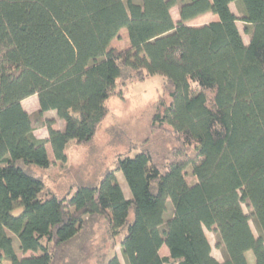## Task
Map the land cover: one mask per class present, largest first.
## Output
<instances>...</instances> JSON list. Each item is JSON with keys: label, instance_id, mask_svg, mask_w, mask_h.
Here are the masks:
<instances>
[{"label": "trees", "instance_id": "16d2710c", "mask_svg": "<svg viewBox=\"0 0 264 264\" xmlns=\"http://www.w3.org/2000/svg\"><path fill=\"white\" fill-rule=\"evenodd\" d=\"M206 13L217 19L189 24ZM121 30L130 47L118 51L110 42ZM153 75L168 102L150 126L172 147L134 146L98 184L43 194L32 169L50 166L46 144L65 163L70 141L93 139L118 80ZM98 218L111 240L106 264H249V251L264 264V0H0V262L64 264L73 244L86 259Z\"/></svg>", "mask_w": 264, "mask_h": 264}, {"label": "rangeland", "instance_id": "374dc122", "mask_svg": "<svg viewBox=\"0 0 264 264\" xmlns=\"http://www.w3.org/2000/svg\"><path fill=\"white\" fill-rule=\"evenodd\" d=\"M231 10L239 16L237 5L232 3ZM173 20L178 19V6L175 5L170 10ZM217 16L212 13H206L189 22L193 26H201L210 21L216 20ZM237 26L242 34L245 43L249 40V35L244 30V24L238 20ZM110 46L118 51L130 47L127 33L124 30L119 32V37L110 42ZM189 95L194 96L200 88L197 82L189 79ZM162 100L168 102L167 91L164 87V80L158 76H145L142 79L135 77H124L118 80L114 93L107 100L108 113L100 123L93 139L86 144H76L70 141L65 148L67 160L60 164L54 160L50 145L46 144L50 166L44 170L36 167L32 173L39 176L44 184L43 194H55L58 197H67L70 192L79 185H96L101 176L108 170L114 168V161L117 156L134 155L142 147H152V150L158 154L166 153L172 143L168 136H165L160 130H154L150 122L155 113L158 102ZM24 105L31 113H36L38 101L36 96H30L25 99ZM46 117H54L56 128L62 126V121L55 117L53 111L43 114ZM61 124V125H60ZM64 124V123H63ZM38 138H46L47 131L39 128L34 132ZM34 167V166H33ZM38 168V169H37ZM118 182L125 194L130 197L129 189L120 172L116 173ZM191 181L190 176L187 177ZM171 203V202H170ZM172 207V204H170ZM244 211L247 212L245 206ZM130 217L132 218V211ZM253 231H255L252 221L250 222ZM206 236L212 245V254L221 260V253L215 247L216 235L205 230ZM93 252L90 257L81 259L76 251L77 244H73V258H67L64 264H106V261L112 256L110 243L111 240L106 232V222L98 218L91 230ZM122 238V235L119 236ZM15 238V245H17ZM19 256H28L31 252H21L15 246ZM115 251L120 257L118 247ZM249 264H254L253 254L248 252ZM121 259V257H120ZM0 264H10L9 260L3 259Z\"/></svg>", "mask_w": 264, "mask_h": 264}, {"label": "crops", "instance_id": "0c3cea01", "mask_svg": "<svg viewBox=\"0 0 264 264\" xmlns=\"http://www.w3.org/2000/svg\"><path fill=\"white\" fill-rule=\"evenodd\" d=\"M33 96H36V95H33ZM32 97V96H31ZM37 98V97H36ZM24 101H25V99L22 101V106L25 108V110L28 112V113H31L30 111H28L27 109H26V107H25V105H24ZM160 253L162 254V255H167L168 254V250H167V248L166 247H162L161 249H160ZM218 259V258H217ZM219 260V259H218Z\"/></svg>", "mask_w": 264, "mask_h": 264}]
</instances>
